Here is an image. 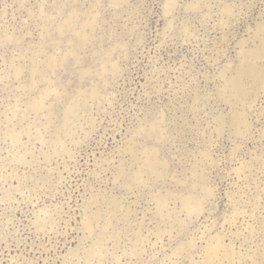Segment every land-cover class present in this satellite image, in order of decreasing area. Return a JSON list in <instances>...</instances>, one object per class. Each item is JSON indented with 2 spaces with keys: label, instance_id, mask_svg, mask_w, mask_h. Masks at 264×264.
Listing matches in <instances>:
<instances>
[{
  "label": "rangeland",
  "instance_id": "1",
  "mask_svg": "<svg viewBox=\"0 0 264 264\" xmlns=\"http://www.w3.org/2000/svg\"><path fill=\"white\" fill-rule=\"evenodd\" d=\"M0 264H264V0H0Z\"/></svg>",
  "mask_w": 264,
  "mask_h": 264
}]
</instances>
